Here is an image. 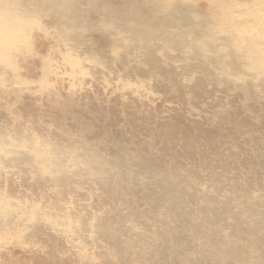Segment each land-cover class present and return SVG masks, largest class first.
I'll list each match as a JSON object with an SVG mask.
<instances>
[{
  "label": "bare ground",
  "instance_id": "obj_1",
  "mask_svg": "<svg viewBox=\"0 0 264 264\" xmlns=\"http://www.w3.org/2000/svg\"><path fill=\"white\" fill-rule=\"evenodd\" d=\"M35 33L63 50L47 83L13 73ZM7 244L30 264H264V0H0Z\"/></svg>",
  "mask_w": 264,
  "mask_h": 264
},
{
  "label": "rangeland",
  "instance_id": "obj_2",
  "mask_svg": "<svg viewBox=\"0 0 264 264\" xmlns=\"http://www.w3.org/2000/svg\"><path fill=\"white\" fill-rule=\"evenodd\" d=\"M39 37H40V40H39ZM98 38H99L100 42H102L101 37H98ZM36 39H37V41H36ZM48 41H49V43H48ZM50 42L52 44H50ZM47 43H48V45H47ZM54 44H55V46H54ZM60 47L61 46H59V44H57V42L49 39V37L47 35H44L43 33H39V34L35 33L34 39L30 45V48L25 52L26 57H19L20 55L18 53L15 54L16 56L17 55L18 56L15 57V65H14L15 67H13L14 75L17 78L19 77V79L22 82H31L32 81L34 83H36V82L37 83H47L51 79L54 80L55 78L58 77V73L56 72L57 67L54 66L55 65L54 61L56 58H58L63 53V50H61L62 48H60ZM37 58H39V59L37 60ZM44 61H45V63H43ZM39 63H41V64H39ZM50 64H51V67H50ZM41 65H42V67L39 68ZM23 68H24V70H23ZM52 68H53V70H52ZM42 72L43 73L45 72L44 73L45 76L42 74ZM34 77L36 79H34ZM156 105H160V103L156 102ZM30 262H31V258L29 257L28 252L24 248L17 246V245H9V244L0 245V264H17V263H19V264L20 263L21 264H24V263L30 264Z\"/></svg>",
  "mask_w": 264,
  "mask_h": 264
}]
</instances>
